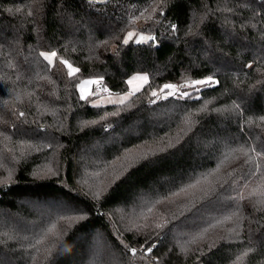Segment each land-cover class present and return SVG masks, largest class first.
Listing matches in <instances>:
<instances>
[{
    "label": "trees",
    "instance_id": "trees-1",
    "mask_svg": "<svg viewBox=\"0 0 264 264\" xmlns=\"http://www.w3.org/2000/svg\"><path fill=\"white\" fill-rule=\"evenodd\" d=\"M130 29L153 39L125 44ZM136 73L150 80L124 104L78 93ZM262 118L264 0H0V264H264ZM50 201L86 217L58 236L69 211L33 207Z\"/></svg>",
    "mask_w": 264,
    "mask_h": 264
},
{
    "label": "rangeland",
    "instance_id": "rangeland-1",
    "mask_svg": "<svg viewBox=\"0 0 264 264\" xmlns=\"http://www.w3.org/2000/svg\"><path fill=\"white\" fill-rule=\"evenodd\" d=\"M91 1H107V0H91ZM129 33H134V36L129 39L128 43H130V42L136 43L137 40H139L141 36H143L145 38L151 37L150 34H147L145 32L136 31L135 29H130L126 33L125 39L128 38ZM145 41H148V39H146ZM52 52H54V51H44L43 54H49L50 55ZM44 57H45V55H44ZM46 60L49 61L50 63H54L56 60V57L52 58L51 60H49V59H46ZM62 61H67L72 66V68L78 69V67L69 60L66 59V60H62ZM66 68H67V72L69 73L70 69L67 67V65H66ZM78 72L74 73L73 75L77 74ZM134 76H147L148 82L150 80L147 73H136V74H133L132 76H130L128 81ZM85 80H100V79L96 78V77H92V76H87V77L81 78L77 84V89H78V93L80 96H81L80 85ZM148 82L143 83L142 81H135L133 85L128 84V87L126 90H124L122 92H117V93L116 92L105 93V91L100 88V84L86 85L85 91L91 93V95L87 96L86 100H88L89 103L91 105H94V106L124 104L127 101H129L134 94L141 91L148 84ZM138 85H142V87H140V90L136 91L134 94L129 95V93L133 92L134 87L138 86ZM174 85H177V88L175 90H172V89L162 90L161 89L159 91L156 90V92H158V94H162L164 97L168 96L169 92H172L173 94L179 92L181 90L179 87V84L176 83ZM187 86L190 87L191 84H188ZM196 86L198 87V86H202V85H196ZM190 90H192V89H190ZM125 97H127V98L125 99ZM121 100H123V103L120 102ZM101 149H102V146H98L97 148L94 149V151L99 153V152H101ZM76 178L78 179L79 183L83 184L85 187H86V184H88L89 187H87L85 189L88 193L94 192L93 186L91 187V185L88 183V182L92 183L93 179L90 177V174L88 173V171L85 169L84 166H81L80 173H79V168H78V171L76 173ZM33 207H34L36 213L38 212L39 216L43 215L44 219L47 221H49L48 217L55 216L56 214L61 213V212L69 211L66 214H59L56 218L57 222L54 226V231L56 232V234L58 236H62L64 234V232L66 231V229L71 227L76 221L82 220L86 217L85 213L83 211H81V208L76 207L74 209L73 207H75V206H72L69 204H64L63 201H62V203H58L56 201H50L47 204L40 202V203H35L33 205ZM77 209H79L80 211ZM115 213L117 214L116 217H118L120 220H124V216H126V215H123L124 208H118ZM131 216L133 218V213L131 214ZM1 219L3 222L9 221L12 224H17L18 227L24 226V219L25 218H21L17 215L7 214L5 219H3L2 217H1ZM112 221H113V225H114V220L112 219ZM195 223L198 224V220H195ZM38 227H40V225H37V227H36L35 223H31V225H30V229L32 231L33 230L37 231ZM111 255H113V256H111ZM109 261L111 262V264H122L120 257L118 255H116L115 253L112 254L111 252H110V257L108 258V261H107L108 264H109ZM13 262H14L13 260L6 262V259H5L3 261V264H5V263L14 264Z\"/></svg>",
    "mask_w": 264,
    "mask_h": 264
},
{
    "label": "snow or ice",
    "instance_id": "snow-or-ice-1",
    "mask_svg": "<svg viewBox=\"0 0 264 264\" xmlns=\"http://www.w3.org/2000/svg\"><path fill=\"white\" fill-rule=\"evenodd\" d=\"M133 36H134V33H129L128 34V38L124 40V43L127 44L129 42V39L132 38ZM146 39L150 40V39H153V38L152 37L145 38V37L141 36L140 39L137 40V43L144 42ZM42 55H45L46 59L51 60L52 58L56 57L57 54L55 52H52L50 55L49 54H43V53H42ZM62 63L67 65V67L70 69L69 76H72L74 73L79 71V69L72 68V66L67 61H62ZM135 81H142L143 83H147L148 82V77L147 76H134L129 81H127V83L130 84V85H133ZM211 82H212V78L209 77L207 80H194V81L191 82V86L194 87L196 85H204V84H209ZM100 83H101L100 80H85V81H83L81 83V85H80L81 99H86L88 95H91L90 92H86L85 91V86L86 85L100 84ZM140 87H142V85L135 86L134 89H133V92L129 93V95L134 94L136 91H139ZM176 88H177V85L165 84V85H163L162 90H164V89L175 90ZM171 94H173V93L169 92V95H171ZM186 94L187 93H183V95H186ZM153 95H156V93L154 92ZM126 98L127 97H125V99ZM120 102L123 103V100H121ZM21 115H23V113H21ZM262 119H264V118H262ZM148 251L150 252L151 249L149 248ZM131 252L133 253V255H135L136 250L135 249H131Z\"/></svg>",
    "mask_w": 264,
    "mask_h": 264
},
{
    "label": "built area",
    "instance_id": "built-area-1",
    "mask_svg": "<svg viewBox=\"0 0 264 264\" xmlns=\"http://www.w3.org/2000/svg\"><path fill=\"white\" fill-rule=\"evenodd\" d=\"M159 99H161V95L160 94L156 95V97H155V100H159Z\"/></svg>",
    "mask_w": 264,
    "mask_h": 264
},
{
    "label": "crops",
    "instance_id": "crops-1",
    "mask_svg": "<svg viewBox=\"0 0 264 264\" xmlns=\"http://www.w3.org/2000/svg\"><path fill=\"white\" fill-rule=\"evenodd\" d=\"M105 93H107V92H105Z\"/></svg>",
    "mask_w": 264,
    "mask_h": 264
}]
</instances>
